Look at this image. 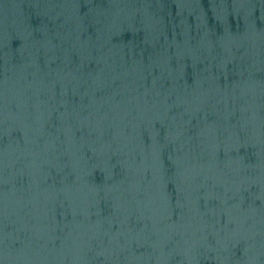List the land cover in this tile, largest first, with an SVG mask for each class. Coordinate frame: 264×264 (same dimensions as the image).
Instances as JSON below:
<instances>
[{"label": "water", "instance_id": "obj_1", "mask_svg": "<svg viewBox=\"0 0 264 264\" xmlns=\"http://www.w3.org/2000/svg\"><path fill=\"white\" fill-rule=\"evenodd\" d=\"M0 264H264V0H0Z\"/></svg>", "mask_w": 264, "mask_h": 264}]
</instances>
